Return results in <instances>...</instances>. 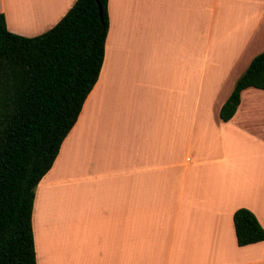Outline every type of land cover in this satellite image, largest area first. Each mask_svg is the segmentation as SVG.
<instances>
[{"label":"crops","instance_id":"0c3cea01","mask_svg":"<svg viewBox=\"0 0 264 264\" xmlns=\"http://www.w3.org/2000/svg\"><path fill=\"white\" fill-rule=\"evenodd\" d=\"M74 1L0 14L34 37ZM106 14L96 82L34 190L35 264H264V240L239 247L232 225L245 209L264 230V92L218 118L261 49L264 0H107Z\"/></svg>","mask_w":264,"mask_h":264},{"label":"trees","instance_id":"16d2710c","mask_svg":"<svg viewBox=\"0 0 264 264\" xmlns=\"http://www.w3.org/2000/svg\"><path fill=\"white\" fill-rule=\"evenodd\" d=\"M107 0H75L60 20L34 37L7 31L0 14V264H35L34 190L50 169L96 82L107 31ZM264 92V52L255 55L218 111L234 114L240 92ZM236 245L264 240L251 212L232 215Z\"/></svg>","mask_w":264,"mask_h":264},{"label":"rangeland","instance_id":"374dc122","mask_svg":"<svg viewBox=\"0 0 264 264\" xmlns=\"http://www.w3.org/2000/svg\"><path fill=\"white\" fill-rule=\"evenodd\" d=\"M263 38H264V37H262V39L257 43V45L263 40ZM261 44H262L261 46L257 47L258 49L261 48L259 51H253V52H251V53L248 52V53H245V55H246V54H249V55L254 54L253 56H255V55H257V54H259V53H261V52H264V41L261 42ZM253 47H254V46H253ZM258 49H257V50H258ZM251 51H252V50H251ZM205 56H206V54H205ZM210 56H211V54H210Z\"/></svg>","mask_w":264,"mask_h":264},{"label":"water","instance_id":"95a60500","mask_svg":"<svg viewBox=\"0 0 264 264\" xmlns=\"http://www.w3.org/2000/svg\"><path fill=\"white\" fill-rule=\"evenodd\" d=\"M95 3H96V7H97V13L98 15H100V8H99V5H98V0H94Z\"/></svg>","mask_w":264,"mask_h":264}]
</instances>
